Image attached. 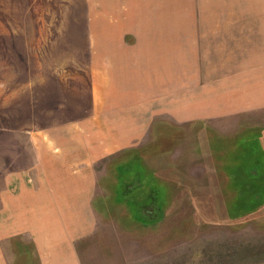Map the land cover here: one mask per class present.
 Returning a JSON list of instances; mask_svg holds the SVG:
<instances>
[{"label": "rangeland", "instance_id": "1", "mask_svg": "<svg viewBox=\"0 0 264 264\" xmlns=\"http://www.w3.org/2000/svg\"><path fill=\"white\" fill-rule=\"evenodd\" d=\"M171 14L247 16L264 26V0H0V227L6 224L4 192L14 186L10 174L34 159L32 165L40 164L39 143L68 141L67 129L90 120L99 126L90 144L113 149L92 161L90 264H112L123 253L140 255L145 264H247L264 257V213L229 215L233 191H240L231 175L247 176L249 162L264 159V106L219 110L200 97L212 73L201 48L177 47L196 62L190 61L189 84L182 81V55L175 64V89L189 92L187 102L178 95L153 97L151 119L129 97L93 109V98L102 102L93 86L100 85L98 72L105 69L109 77L118 48L162 41L166 35L156 31L164 22L142 19ZM254 38L262 50L264 32ZM138 206L144 209L138 215L129 210ZM248 224L255 231L239 229ZM136 234L147 237L144 245H120ZM11 239L0 232V264H36L32 253L26 258L30 242ZM126 255L123 262L135 264Z\"/></svg>", "mask_w": 264, "mask_h": 264}, {"label": "crops", "instance_id": "2", "mask_svg": "<svg viewBox=\"0 0 264 264\" xmlns=\"http://www.w3.org/2000/svg\"><path fill=\"white\" fill-rule=\"evenodd\" d=\"M166 6L164 4L163 7ZM174 16L146 15L142 19L145 23L160 22L161 19L164 25H160V31L156 33L165 34L166 37L162 41L149 39L141 44L136 41L141 46H134V50L118 48L121 51L119 55L110 59L116 67L109 77L106 78L105 69L98 72V77L102 76L100 85L94 82L93 86L99 87L102 102L98 105V99L93 98V109H103L105 104L111 102L123 104L126 102L123 98L129 97L131 106L139 104L138 113L140 109L141 112H148L146 115L151 119L153 97L174 98L178 95L179 101L187 102L189 92L175 89V64L182 55V60L187 64L182 66V70H186L182 81L189 84L192 70L190 61L193 65L196 62L190 58L188 51H177L179 44H183L184 50L197 47L203 50L207 58L204 61L205 71L212 73L208 75L207 84L200 87L199 96H207L215 108H244V104L264 106V46L262 50H256L258 44L254 38L255 31L264 32V26L255 25L257 21L254 18L239 15ZM132 54L135 55L134 61ZM176 55L178 57L175 59ZM223 74L234 78L225 82ZM225 88L230 91H224ZM117 91L119 94L114 97L113 93ZM135 119L138 121L137 115ZM98 127L95 123L90 125L88 120L86 127L66 130L70 137L68 141L39 143V147H44L38 153L37 161L40 164L32 165L36 162L34 159L30 165L15 169L9 176V182H13L14 186L9 184L3 195L6 201L1 215H5L6 224L0 227L1 237L7 241L11 238L23 240L24 243L29 241L31 248L25 252L26 258L31 257L32 253L36 264H90V235L96 228V224L90 220V199L95 188L92 161L113 150L101 143L97 148L90 144V132L92 129L98 132ZM248 167L250 174L247 176L231 175L230 182L240 183V191L236 195L233 191L235 202L229 215L243 218L264 213V159L251 160ZM11 186L14 189L13 200L10 199ZM150 211L147 209L145 212L150 214ZM135 221L138 219L135 218ZM239 229L255 231V227L249 224ZM129 236L119 241L121 246L127 242L140 246L148 240L141 234L133 237L136 239ZM125 255H119V261L112 264H129L123 262ZM125 259L128 262L133 259L135 264H145L140 255L127 254ZM151 264H158V261L155 259ZM247 264H264V257Z\"/></svg>", "mask_w": 264, "mask_h": 264}, {"label": "trees", "instance_id": "3", "mask_svg": "<svg viewBox=\"0 0 264 264\" xmlns=\"http://www.w3.org/2000/svg\"><path fill=\"white\" fill-rule=\"evenodd\" d=\"M132 207H133V206H132ZM142 209H143L142 207L138 206V208H137V209H134V211L131 210V209H130V211H132L134 214L137 213V215H138V213L141 212ZM143 210H144V209H143ZM143 210H142V211H143ZM154 211H155L156 213H158V209H155V208H154ZM146 213L149 214V212H146ZM142 214H143V213H142ZM147 219H148V221H149L150 218H149V217H148V218L146 217L145 219H142V220H147Z\"/></svg>", "mask_w": 264, "mask_h": 264}]
</instances>
